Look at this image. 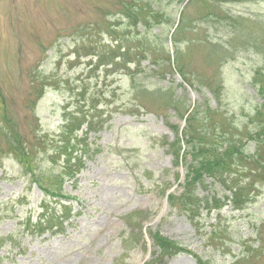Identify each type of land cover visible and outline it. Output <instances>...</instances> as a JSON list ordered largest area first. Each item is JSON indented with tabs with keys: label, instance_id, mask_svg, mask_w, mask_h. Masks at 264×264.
I'll return each instance as SVG.
<instances>
[{
	"label": "rangeland",
	"instance_id": "rangeland-1",
	"mask_svg": "<svg viewBox=\"0 0 264 264\" xmlns=\"http://www.w3.org/2000/svg\"><path fill=\"white\" fill-rule=\"evenodd\" d=\"M122 1L0 0V124L8 119L4 130L16 124L30 141L36 127L51 141L46 147H32L43 152L38 154L41 167L54 168L45 173L50 176L48 185L57 186L51 174L58 176L64 163L83 160L74 178L64 175L63 194L72 197L65 202L74 208L66 216L55 202L58 197L46 195L32 181L29 168L14 157L16 151L5 139L8 133L0 132V264H145L153 260L152 233L201 253L210 264H230L254 246L257 224L264 219V179L250 190L246 208L236 210L221 201L220 216L201 208L198 225L166 200L169 193L180 196L183 191L184 128L193 108L200 105L201 119L204 110L219 108L222 114L214 121L195 123L202 139L220 145L227 137L223 132L232 126L240 129L263 102L257 93L263 78L257 74H264V0H153L155 9L168 18L163 20L167 33L150 37L154 54L169 74L154 78L150 74L159 70L156 64L143 62L147 75L136 73L134 86L125 73L106 75L90 65L91 56H78L75 49L93 25L102 29L97 44L112 45L106 28L126 30ZM180 13V27L172 36ZM87 43L93 45L88 38ZM181 70L192 85L183 80ZM37 81L42 85L34 86ZM209 87L219 89V101ZM112 89L117 106L129 107L132 114L125 108L86 136L78 131L62 135V127L76 115L75 106L87 111L89 94ZM75 137L78 140L69 143ZM60 138L68 150L52 167L44 152L51 154ZM79 139L86 140L84 146ZM177 139L178 159L169 147ZM205 181L200 197L230 196L222 184L209 185L212 178ZM45 219H52V231L34 235L32 225ZM260 228L264 235V225ZM212 230L221 237L214 243ZM217 243L222 247L212 248ZM165 260L164 264H197L183 252Z\"/></svg>",
	"mask_w": 264,
	"mask_h": 264
},
{
	"label": "trees",
	"instance_id": "trees-1",
	"mask_svg": "<svg viewBox=\"0 0 264 264\" xmlns=\"http://www.w3.org/2000/svg\"><path fill=\"white\" fill-rule=\"evenodd\" d=\"M186 1L188 0H179L180 3ZM190 1L191 0L188 2ZM207 1L209 2V0ZM120 13L127 18L126 30L124 29V31L118 32L116 29L112 30L108 27L106 28V32L112 39V45L103 44L99 46L97 44L100 39L98 35L102 34V29H96L93 25V28L87 30L91 34L87 37L86 35L81 37L82 40L75 46L78 56H91L89 61L90 65L96 64L101 68L100 71L106 75H111L116 72L125 73L133 86L137 85L135 84L138 77L136 73L147 75L144 67L141 66L143 62H148V64L152 66L156 64L159 70L150 74L154 78L161 79L165 74H169L165 67V63H161L162 58L154 54L155 51L153 49L155 48V44L150 37L156 33H158L156 34L158 36H160V34L164 35L165 32L167 33L168 28L164 27L166 24L163 22L164 19H168L165 12L158 8L155 9L153 0H123ZM181 20L182 13L179 15L178 26L172 28L174 29V31L171 32L172 36L180 27ZM139 26L143 28V31H139ZM109 27L112 26L110 25ZM84 28L85 27H82V30ZM94 29L95 32L93 33ZM135 31H138V33H135ZM74 32L76 33L79 31ZM171 33H168L166 37ZM87 38L88 42L93 43V45L90 46L87 43ZM126 40H129L128 46ZM86 48L88 50H86ZM159 62L161 64H159ZM180 72L183 80L190 83L186 75L184 73L182 74V70ZM257 76L263 78V80L260 81L261 85L257 91L263 102H258L255 108V114L249 117V120L245 125L242 127L240 126V129L232 126V129L229 127L223 132L227 137L224 136L225 140L222 144L215 145L206 139H202L199 128L196 126L197 122L195 123L197 119H200L198 121L204 126L206 121H214V119H216V114L220 113L219 108H208V110H204L205 115L201 119L198 116L200 115L198 112L200 105H197L187 116L186 126L184 128L186 148L184 155L181 157L182 166L186 170V175L181 187L183 191L180 193V196L173 193L170 194L169 205L170 208L176 209L179 213L186 216L194 225H198L199 221L196 216L198 214L199 218L201 217V208L207 209L208 214L212 211H216L217 216H220L223 209V205L220 204L221 201H225L226 204L228 202V204L236 210L241 207L244 208V205H247L251 201L250 198H252V194L250 190L256 187V181H263L264 179V74L260 73L257 74ZM39 79L45 83L47 82L45 78ZM255 83L258 85L257 80H255ZM38 84L42 85L40 81H37L34 83V86ZM209 88L219 101L221 98L219 89ZM36 89L39 90V88ZM138 94H134V99L136 100L135 109L137 111L141 108L140 102L138 103ZM116 97V89H112L110 93L97 92L89 94L86 98L87 111L81 106H75L74 111L76 113L74 114L76 115L73 120H69L68 124L62 127L60 132L63 135L66 133L75 134V132L78 131L81 132L80 134L82 136H86L91 132L100 130L109 122L111 116L113 118L117 117L121 111H125V108L128 109V113L132 114L129 107L124 106V109H122L120 106H117L115 103ZM84 98L85 96H83V99ZM108 99H111L112 102ZM100 104L102 105L99 106ZM9 123L8 119H4V124H0V132L5 135L8 133L9 138L6 137L5 139L8 147L12 146L15 149L16 156L14 157L20 158V163L26 166V168H29L32 181L39 184L46 195L50 196V198L58 197L55 202H59V205L63 208L62 214L67 216L74 208L71 207V204L65 202V198L72 200V197L63 194L66 193L63 188L65 181L64 175L74 178L79 167L83 165L82 158H79L77 162L73 164L67 161L69 164L64 163L63 166H60L57 170L59 171V173H57L58 176H52L51 174V177L57 178L58 181L55 182L57 186H54V183L48 185L47 181L50 176L45 173L52 172L54 168L51 170V167H41L39 161H43V159L41 160L38 154L43 152L42 150L36 151L32 147H46L51 141L44 135L38 134V129H36V127L32 130L33 134L31 141L20 135L21 132L16 124L13 125L12 129L9 131L4 130V127H7ZM251 125H255L253 130L250 129ZM75 139H77V137L70 140L69 143H72ZM79 141L81 140L79 139ZM85 141L86 140L81 141L83 146L85 145ZM54 142H56V144L53 147V152L47 154V149L44 152L45 156L53 164L52 167H54L55 163L59 160V154L68 150V145L65 142L63 143V138L57 139ZM251 142H254L253 147ZM177 146H181L179 139L169 146L172 151L177 154L176 159L180 157V152L175 150ZM219 148L223 149L218 152ZM251 148H254V151ZM11 150L12 149H10V151ZM207 178H212L209 185L214 182L222 184L225 190L230 193V196L226 193L219 198L215 193L213 195L200 197L198 193L201 188L200 186L206 185L207 181H205V179ZM43 183H45V185H42ZM55 213L57 214V211H55ZM263 220L261 224H257L259 227H257V234L253 236V242H255L254 246L246 250L243 258H237L230 264H264V235L262 233L263 229L260 228L264 225ZM41 222L42 220L32 225L31 232H33L34 235H40V232L42 233L43 231H52V219H45L43 224ZM28 223H30V220ZM211 233V236L215 233V236L211 238V243L220 240V232L216 233V231L212 230ZM151 237L153 239L154 249L152 253L153 260L146 264H154L161 260H163L164 264L167 257H173L182 252L191 255L197 264H210V261L208 259L205 260L201 256V253L181 248L162 238L158 233H152ZM221 247L222 245L218 243L212 246V248L216 249ZM160 250L162 251L161 253H159Z\"/></svg>",
	"mask_w": 264,
	"mask_h": 264
}]
</instances>
